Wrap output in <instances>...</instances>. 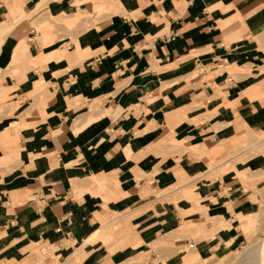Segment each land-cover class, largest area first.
Instances as JSON below:
<instances>
[{
    "label": "crops",
    "instance_id": "1",
    "mask_svg": "<svg viewBox=\"0 0 264 264\" xmlns=\"http://www.w3.org/2000/svg\"><path fill=\"white\" fill-rule=\"evenodd\" d=\"M244 130L264 131V0H0V264L69 257L112 223L115 251L70 264H153L169 230L245 213L241 179L209 168ZM190 182L206 214L186 217Z\"/></svg>",
    "mask_w": 264,
    "mask_h": 264
},
{
    "label": "rangeland",
    "instance_id": "2",
    "mask_svg": "<svg viewBox=\"0 0 264 264\" xmlns=\"http://www.w3.org/2000/svg\"><path fill=\"white\" fill-rule=\"evenodd\" d=\"M80 18L81 15L77 13L75 19L71 20V16L68 15L62 19V22L66 27L71 29L76 26V21H80ZM227 70L232 71V68H228ZM216 156L218 159L212 160L209 164V168L214 166V164H219L218 170L214 175L222 177L232 171L234 176H238L241 179L244 189L249 194L248 204L240 210V212L245 213L233 211V220L228 219L227 215L222 217L223 223L208 230L209 232L207 234L196 233V228L182 229L180 227L175 230H169L170 232L165 236H161L156 242L151 244L154 249H158L159 253V258L154 260L153 264H157L159 261L161 264H250L245 261L247 259L249 261L252 259L259 260L261 258L264 250V131L244 130L240 132L234 139L228 140ZM250 162H254V164L249 165ZM238 165L246 166L244 177L238 175L235 168H233ZM93 185L102 187L104 183H98L93 179ZM195 189L196 184L193 185V182H190L184 189H179L182 191L176 193L183 194L186 197V202L190 205L188 209L186 208V217L195 213L194 211L196 210H201L206 214L205 209L207 208L203 207V209H198V207H195L198 206L201 199L195 195ZM165 192L166 190H163L161 194ZM208 218L210 220L213 219V217ZM223 218H227V221L225 222ZM203 224L206 227V223ZM234 225H237L240 233L236 243L232 244L231 241H224L226 236L222 238L220 235H216L215 230H219L222 227H226V230H228ZM115 227L117 228L116 224L112 223L108 228L97 231L91 238L78 243L74 247L75 253L73 252L69 257L56 255L53 253L54 248H48L46 250L44 247L41 248V255H51L53 260L48 264H55L54 260H58L57 264H70L71 261L81 262L82 260H87L88 257L89 259L92 258L91 256L100 249L97 245L94 246V244L100 242L101 244H106L107 249L111 252L115 251L117 247L110 244L114 242L113 235ZM172 232L177 234L175 235ZM178 238H185L186 242L183 241L181 244H176L175 240ZM212 238L217 239L212 240ZM213 249H216L215 256L205 262L204 260H207L208 257H203L202 259L200 253H210ZM139 250L141 252L135 257L136 260L131 258L124 264L132 262L134 264H151L150 252H147L145 248H139ZM193 251L198 252L199 256L190 260L189 256L193 255L191 254ZM254 251L256 253L255 257L253 254ZM262 259H264V256ZM260 264H264V260Z\"/></svg>",
    "mask_w": 264,
    "mask_h": 264
},
{
    "label": "bare ground",
    "instance_id": "3",
    "mask_svg": "<svg viewBox=\"0 0 264 264\" xmlns=\"http://www.w3.org/2000/svg\"><path fill=\"white\" fill-rule=\"evenodd\" d=\"M261 137V136H260ZM257 141H259V140H257ZM246 144V143H245ZM259 144H260V142H259ZM252 147V146H251ZM253 147H255V146H253ZM255 250V249H254ZM75 253V252H74ZM253 254H254V257H255V255H256V253H255V251L253 252ZM263 256H264V250H263V252H262V255H261V258H259V260H256V259H252L251 261H249L248 259H247V261H245V262H248V263H252L253 262V264L254 263H256V264H260V263H262V261L264 260V259H262L263 258ZM205 261V260H204ZM261 261V262H260Z\"/></svg>",
    "mask_w": 264,
    "mask_h": 264
}]
</instances>
